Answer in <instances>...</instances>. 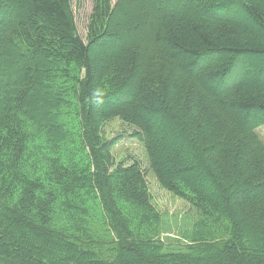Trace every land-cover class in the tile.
Returning <instances> with one entry per match:
<instances>
[{
    "label": "trees",
    "instance_id": "1",
    "mask_svg": "<svg viewBox=\"0 0 264 264\" xmlns=\"http://www.w3.org/2000/svg\"><path fill=\"white\" fill-rule=\"evenodd\" d=\"M137 1L0 0V264H264V0Z\"/></svg>",
    "mask_w": 264,
    "mask_h": 264
},
{
    "label": "rangeland",
    "instance_id": "2",
    "mask_svg": "<svg viewBox=\"0 0 264 264\" xmlns=\"http://www.w3.org/2000/svg\"><path fill=\"white\" fill-rule=\"evenodd\" d=\"M111 1L114 2V0ZM144 1L145 0H138L137 2L133 3L132 7L134 10L132 11L129 9V11L141 13L145 9L143 5ZM70 5L74 17L77 34L85 42L86 26L88 24V18L92 11L93 0H71ZM241 14L242 10L237 13V16L240 17ZM1 17L2 16L0 15V18ZM242 20L243 19L240 18V24L242 23ZM106 43L107 45L109 44L108 41ZM106 43L104 45H106ZM194 72L196 71L194 70ZM239 72L240 69L238 65L236 69H232V76H237ZM250 72L252 73L251 75H255L256 78L260 75H257L255 72L252 71ZM260 77L262 79L263 75H260ZM151 122L153 123L151 126L153 127L154 132H156L160 137V133L164 130L165 126L164 119L160 120L158 116H154ZM159 123L163 125L158 126ZM131 130L132 129L129 128L127 125L121 123L118 119L114 118H111L110 121H108L104 125L103 132L105 137L109 138L112 136L115 137L117 140V143L113 148V155L115 161H122L124 158H126L127 161L129 160V162L137 161L140 164L141 168L144 171L148 199L156 211L163 214L164 216H172L171 218H177L183 215L190 216L192 212L190 210L189 204L185 200L178 198L163 189L157 181L154 173L150 171L144 149L136 138L131 137ZM256 131L264 142V128H259Z\"/></svg>",
    "mask_w": 264,
    "mask_h": 264
},
{
    "label": "bare ground",
    "instance_id": "3",
    "mask_svg": "<svg viewBox=\"0 0 264 264\" xmlns=\"http://www.w3.org/2000/svg\"><path fill=\"white\" fill-rule=\"evenodd\" d=\"M13 44V43H12ZM15 57V56H14Z\"/></svg>",
    "mask_w": 264,
    "mask_h": 264
}]
</instances>
